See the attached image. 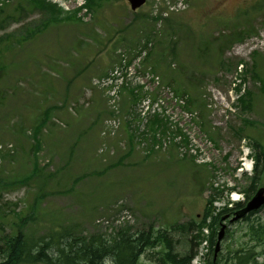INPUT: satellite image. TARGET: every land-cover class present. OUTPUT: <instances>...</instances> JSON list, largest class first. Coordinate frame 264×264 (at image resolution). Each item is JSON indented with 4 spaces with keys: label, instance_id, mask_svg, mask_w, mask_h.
<instances>
[{
    "label": "rangeland",
    "instance_id": "1",
    "mask_svg": "<svg viewBox=\"0 0 264 264\" xmlns=\"http://www.w3.org/2000/svg\"><path fill=\"white\" fill-rule=\"evenodd\" d=\"M45 1L58 13L0 0V247L21 231L56 250L68 234L152 229L139 264H172L170 249L207 264L217 237L204 227L201 241L198 223L210 199L214 214L235 207L234 191L245 200L264 151V0H147L137 11L128 0ZM148 98L162 104L145 116ZM113 117L121 128L105 139ZM258 171L264 186V156ZM251 224L264 226V206L228 224L219 264L237 249L264 264Z\"/></svg>",
    "mask_w": 264,
    "mask_h": 264
},
{
    "label": "trees",
    "instance_id": "2",
    "mask_svg": "<svg viewBox=\"0 0 264 264\" xmlns=\"http://www.w3.org/2000/svg\"><path fill=\"white\" fill-rule=\"evenodd\" d=\"M33 5L46 8L50 11V7L56 10V5L49 3L45 0H29ZM99 0H87L89 8L93 9L98 5ZM52 8V9H53ZM53 11V10H52ZM69 19L70 15L63 17ZM52 20L55 17L51 16ZM72 19V18H71ZM80 19V17L78 18ZM189 103H194V98L189 99ZM155 119L152 128L156 132L160 126ZM159 121L162 123L161 119ZM39 131V129H36ZM37 132V131H36ZM39 141L36 140V143ZM261 148V144H257ZM264 151H261L257 155L256 161V176L252 179L253 184L251 185V192L257 189L258 182V164L262 161ZM33 176L29 177L32 178ZM218 195V194H216ZM250 191L247 193V198L250 199ZM216 196H212L209 204L206 207L204 218L198 223V230L200 235L199 239L203 240L205 237H200L203 233L204 227L211 228V234L208 235V239L211 244L217 236V229L219 227L218 221L220 217L229 211L230 209L226 206L218 214H214V208L212 207L213 201ZM242 204L237 203L236 206L240 207ZM211 218L212 222H207V219ZM152 229L149 231H140L137 233L129 232L128 230H122L120 233L113 237L111 241L97 237H76L73 238L70 234L67 235V239L63 243H59L54 249V245L48 240H44L43 244H35V241L28 240L24 233L21 231L14 236H7L5 238V245L0 247V254L4 256L0 260V264H103L105 257H112L114 264H139L140 256L144 253L146 247L153 246L155 244V237L152 235ZM249 234L251 238L255 240H263L264 238V226L251 224L249 227ZM65 235V234H64ZM63 236V235H62ZM163 235L159 234L157 238L160 240ZM196 255V250L188 252L184 255L174 253L173 250L167 252V257L172 264H191L193 258ZM254 253L251 251L245 252L244 250H236L233 252L231 260L225 259L224 264H258L256 259L253 260ZM253 260V261H252ZM207 264H219L213 259L209 260Z\"/></svg>",
    "mask_w": 264,
    "mask_h": 264
},
{
    "label": "water",
    "instance_id": "3",
    "mask_svg": "<svg viewBox=\"0 0 264 264\" xmlns=\"http://www.w3.org/2000/svg\"><path fill=\"white\" fill-rule=\"evenodd\" d=\"M129 1L131 3L132 9L134 10H136L137 8H139L146 2V0H129ZM263 204H264V188H260L256 192V194L252 197V199L247 203V205L243 209H240L239 211H237L235 216L231 220L235 221L243 217L250 211L260 208ZM224 230H225V226L222 227V231L219 235V241L217 243L216 252L219 250L220 240L222 239L224 235Z\"/></svg>",
    "mask_w": 264,
    "mask_h": 264
},
{
    "label": "flooded vegetation",
    "instance_id": "4",
    "mask_svg": "<svg viewBox=\"0 0 264 264\" xmlns=\"http://www.w3.org/2000/svg\"><path fill=\"white\" fill-rule=\"evenodd\" d=\"M231 214L233 213V211L232 212H230ZM230 213H228V214H230ZM220 223V225H221V221L219 222Z\"/></svg>",
    "mask_w": 264,
    "mask_h": 264
}]
</instances>
